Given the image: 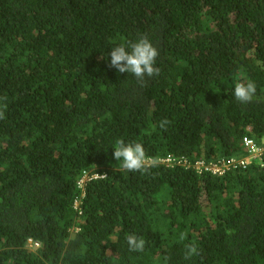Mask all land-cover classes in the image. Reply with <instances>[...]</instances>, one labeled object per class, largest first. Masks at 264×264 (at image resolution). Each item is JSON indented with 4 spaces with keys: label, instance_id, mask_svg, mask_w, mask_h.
Listing matches in <instances>:
<instances>
[{
    "label": "trees",
    "instance_id": "trees-1",
    "mask_svg": "<svg viewBox=\"0 0 264 264\" xmlns=\"http://www.w3.org/2000/svg\"><path fill=\"white\" fill-rule=\"evenodd\" d=\"M141 35L160 69L143 85L109 67ZM238 79L253 102L234 99ZM0 110V264H264V167L159 162L262 145L264 0H0ZM119 139L156 166L122 170ZM86 174L100 177L80 188Z\"/></svg>",
    "mask_w": 264,
    "mask_h": 264
},
{
    "label": "clouds",
    "instance_id": "clouds-1",
    "mask_svg": "<svg viewBox=\"0 0 264 264\" xmlns=\"http://www.w3.org/2000/svg\"><path fill=\"white\" fill-rule=\"evenodd\" d=\"M159 56L158 49L152 44L151 40L147 35H141L136 41H129L127 45L119 44L112 48L110 52V62L109 67L115 68L119 73H129L132 74L135 79L143 85L146 83V78H153L159 75L160 69L156 67V59ZM257 92V87L254 81L248 80L243 81L238 79L235 83L232 95L234 99L240 103L247 104L253 102ZM6 108V105H4ZM4 111L0 110V119H4ZM170 121L166 118L160 122L159 127L163 130H167V126ZM264 147V141L262 143ZM244 151V156H246ZM113 157L115 160L121 162V169L128 172H140L141 174L146 173L149 167H155L156 162L152 161L149 164V158L147 157L146 150L144 146L139 142H128L126 143L123 139L116 141V146L114 147ZM168 157V156H167ZM166 157V158H167ZM174 157V156H171ZM162 158L159 160L166 159ZM176 158V157H174ZM178 161L185 160L188 166L184 163L166 165L170 169L183 167L185 170L195 171L196 162H190L189 159L185 157L176 158ZM163 164V163H161ZM93 179H98L100 176L97 174H89ZM97 178H94V177ZM92 180V179H91ZM90 181V180H89ZM88 182V181H87ZM86 182V183H87ZM180 239H186L184 233L180 234ZM126 242L130 252H143L147 241L143 237H138L135 234H128L126 236ZM200 255V249L195 243H190L186 245V251L184 253V258L186 260H191L194 256ZM165 257V261H167Z\"/></svg>",
    "mask_w": 264,
    "mask_h": 264
},
{
    "label": "built area",
    "instance_id": "built-area-1",
    "mask_svg": "<svg viewBox=\"0 0 264 264\" xmlns=\"http://www.w3.org/2000/svg\"><path fill=\"white\" fill-rule=\"evenodd\" d=\"M243 147L245 154L244 157H234L230 159H221L217 162H206V161H199L195 169L199 174L204 173H211L212 175L216 176H225L229 172L233 170L244 169L250 167L253 164L260 165L264 167V147L263 145L259 146L254 142L251 138H244L243 139ZM161 163L166 165H174V164H181L184 163L188 166L185 160L178 161L176 158L168 156L166 159L161 160ZM94 178H97L96 176ZM89 174H86L79 183L80 188H84V185L87 181L91 180ZM80 203L77 202L76 206H79Z\"/></svg>",
    "mask_w": 264,
    "mask_h": 264
},
{
    "label": "rangeland",
    "instance_id": "rangeland-1",
    "mask_svg": "<svg viewBox=\"0 0 264 264\" xmlns=\"http://www.w3.org/2000/svg\"><path fill=\"white\" fill-rule=\"evenodd\" d=\"M29 248H30L31 250H36V249H37V246L34 245V244H32V243H30Z\"/></svg>",
    "mask_w": 264,
    "mask_h": 264
}]
</instances>
